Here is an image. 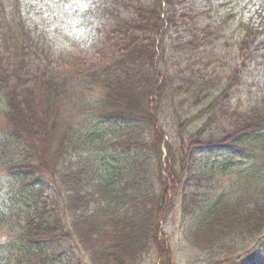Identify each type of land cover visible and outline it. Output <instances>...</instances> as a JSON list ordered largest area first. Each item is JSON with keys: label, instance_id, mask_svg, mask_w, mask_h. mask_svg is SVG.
I'll return each instance as SVG.
<instances>
[{"label": "trees", "instance_id": "trees-1", "mask_svg": "<svg viewBox=\"0 0 264 264\" xmlns=\"http://www.w3.org/2000/svg\"><path fill=\"white\" fill-rule=\"evenodd\" d=\"M102 1L108 20L96 57L70 54L58 70L28 19L29 1L0 0V264H80V258L74 261L80 250L92 264H140L158 241L165 201L201 183L206 188L200 197L197 191L186 195L193 210L189 241L205 238L209 248L229 236L242 242L264 225V125L255 123L230 142L203 144V129L188 139L178 135L176 143L169 138L168 164L162 161V134L169 126L162 116L180 122L167 93H193L192 99L205 93V105L213 107L218 100L212 93L219 98L239 89L238 75L213 81L179 68L219 39L217 18L211 15L190 34L187 50L179 45L173 53L167 38L176 7L193 0ZM123 10L129 13L123 16ZM255 11L260 27L248 21L239 28L242 57L264 35V1ZM215 84L221 87L212 91ZM56 98L75 101V121L60 114ZM258 100L264 104V95ZM259 116L253 111L257 120L247 116L243 122L264 120ZM202 117L209 120V112ZM234 170L231 187L216 191L218 177ZM257 238L243 254L257 248L264 254ZM223 256L220 264L241 257Z\"/></svg>", "mask_w": 264, "mask_h": 264}, {"label": "rangeland", "instance_id": "rangeland-1", "mask_svg": "<svg viewBox=\"0 0 264 264\" xmlns=\"http://www.w3.org/2000/svg\"><path fill=\"white\" fill-rule=\"evenodd\" d=\"M8 1L5 0V2ZM29 1L30 13L27 14L28 19L33 22V26L38 33L37 39L45 49L44 53L53 67L58 68V70L62 66L65 67L66 60L70 54L83 55L86 58L96 57V48L102 40L105 22L108 20L104 16L107 15L105 10L101 8L102 0ZM260 1L193 0L190 4L176 7L175 22L174 25H170L167 38L168 48L173 53L175 50L172 48H176L179 45L181 46L179 49L187 50L185 43L191 38L190 34L194 33L196 29L202 28V25L208 22L211 15L217 18V26L220 24L222 26L219 31V39H214L213 45L206 46L205 52L198 53L193 59L182 62L179 68L187 69V71H189L188 68H192L195 71L204 73L206 77H210L213 81L219 79L224 81L230 77L234 79L236 75H238L240 80L239 89L235 87L233 92L228 89L225 95L219 98L217 94L212 93L214 100H218L213 107L205 105L209 99L206 95H203L205 93H198L194 99H192L193 93H189L186 96L183 92L176 93L174 90H170L175 92V94H166V98L170 99L172 105L170 106L179 113L177 117L180 122L178 123V119H174L173 116L170 118L165 114L162 116L164 119L167 118L169 122V126H165L164 134H162L161 151L163 153L162 161L165 165L168 164L166 161L168 148L164 143L169 138L173 143H176L178 135H181L183 139H188L190 136L195 135L198 129H203V144L210 141L211 143L230 142L238 139L239 136L245 135L247 132H251L255 123L264 125V120L261 118L258 123L257 121H250L249 124L243 122L247 116L249 119L257 120V117H252L253 111L264 117V104L258 103V98L264 95V49L260 46V43L264 41V35L252 42L253 44L246 57L241 56L240 46L243 45V42L238 43L242 38L239 31L241 26L250 21L251 24L260 27L259 12L255 11ZM190 5H195V10H192ZM122 13L124 16L129 11L123 10ZM214 20L215 18H213ZM200 42L201 39L197 41V43ZM244 43L246 44V42ZM163 49L164 46H162L161 50ZM186 75L189 74H184L183 78ZM78 85L80 84L78 83L74 87ZM215 85L212 86V91L221 87L220 84ZM76 88L79 89L78 87ZM102 92L105 93L103 88ZM92 93L95 98H100L101 96L100 91L95 90ZM55 100L61 105L60 114L63 113L64 116L73 120L75 101L68 103V101L60 102L59 98ZM247 105L250 107H246ZM205 112H209V120L203 119L202 115ZM249 113L250 115H248ZM81 114L80 118H83L84 115L80 111L79 116ZM186 115H190V117H185ZM0 125H4L1 118ZM72 126L76 127L77 123ZM180 127L183 129L181 130ZM1 128L2 126H0V130ZM210 128L212 130L222 129L226 133L222 136L219 134L212 136ZM178 129L180 134H178ZM210 134L213 138L212 140L209 137ZM152 140L151 138L148 139L149 146H152ZM200 149L197 148V150ZM107 155V157L111 156L110 153ZM258 156L255 157L256 162L261 166L262 156L259 153ZM198 162L199 159L195 163V168L198 166ZM156 172L159 173L157 166ZM235 179V170L221 175L214 183V186H218L215 190L220 191L226 186L231 187V183ZM205 188L204 183L191 188L187 187L183 191L178 190L175 195L168 198V201H165V223L159 228V237L156 245L151 248L143 259L141 258L142 264H220L225 259L223 258L225 253L229 258L235 257L237 259L245 251L253 249L255 246L253 241L257 237V239L259 237L262 238L264 247L263 224L258 225H263L261 229H258V232L255 229L242 242L236 241L234 237L229 236L225 239V241L227 240L226 242H222V240L214 245L211 244L214 247L209 248L206 245L205 238L200 239L193 236V238L191 237L192 240L189 241V236H192L189 230L193 219L191 215L193 210L190 209L191 206H187L191 204L192 200L186 195L197 191V196L200 197L199 195L203 193ZM184 197L188 198L185 200V205L182 203ZM2 235L0 234V236ZM207 249H210L209 253L204 252ZM167 251L170 252V255L167 254ZM79 258L80 264H92L81 250L80 252L78 251L74 261L77 262ZM254 264L257 263L255 262Z\"/></svg>", "mask_w": 264, "mask_h": 264}, {"label": "bare ground", "instance_id": "bare-ground-1", "mask_svg": "<svg viewBox=\"0 0 264 264\" xmlns=\"http://www.w3.org/2000/svg\"><path fill=\"white\" fill-rule=\"evenodd\" d=\"M156 223H157V221H156ZM159 225L161 226V223L159 222ZM160 226H159V228H160ZM263 244V243H262ZM140 264H142V263H140Z\"/></svg>", "mask_w": 264, "mask_h": 264}]
</instances>
